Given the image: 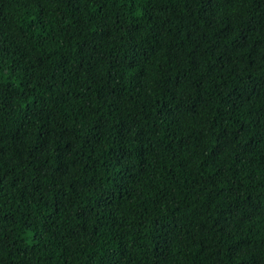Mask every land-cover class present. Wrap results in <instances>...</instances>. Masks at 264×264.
I'll return each mask as SVG.
<instances>
[{"label":"trees","instance_id":"1","mask_svg":"<svg viewBox=\"0 0 264 264\" xmlns=\"http://www.w3.org/2000/svg\"><path fill=\"white\" fill-rule=\"evenodd\" d=\"M0 264H264V0H0Z\"/></svg>","mask_w":264,"mask_h":264}]
</instances>
